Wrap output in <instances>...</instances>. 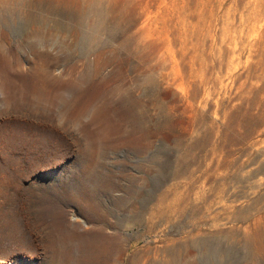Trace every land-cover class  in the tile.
<instances>
[{
    "label": "rangeland",
    "instance_id": "rangeland-1",
    "mask_svg": "<svg viewBox=\"0 0 264 264\" xmlns=\"http://www.w3.org/2000/svg\"><path fill=\"white\" fill-rule=\"evenodd\" d=\"M6 168L96 264H264V0H0Z\"/></svg>",
    "mask_w": 264,
    "mask_h": 264
},
{
    "label": "bare ground",
    "instance_id": "bare-ground-1",
    "mask_svg": "<svg viewBox=\"0 0 264 264\" xmlns=\"http://www.w3.org/2000/svg\"><path fill=\"white\" fill-rule=\"evenodd\" d=\"M7 171L8 168L0 176V217L6 220V233L17 244L19 256L39 259L37 264H96L95 254L101 248L99 237L64 226V215L56 214L46 200L37 202L34 209L36 202L31 196L25 197L29 189ZM58 218L62 220L58 222Z\"/></svg>",
    "mask_w": 264,
    "mask_h": 264
}]
</instances>
